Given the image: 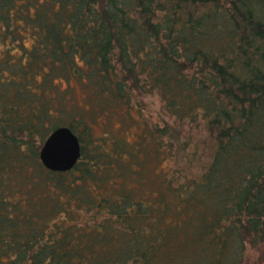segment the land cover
Instances as JSON below:
<instances>
[{
  "label": "trees",
  "instance_id": "1",
  "mask_svg": "<svg viewBox=\"0 0 264 264\" xmlns=\"http://www.w3.org/2000/svg\"><path fill=\"white\" fill-rule=\"evenodd\" d=\"M151 93L172 123L122 137ZM61 126L81 153L52 171ZM251 249L264 264V0H0V264Z\"/></svg>",
  "mask_w": 264,
  "mask_h": 264
},
{
  "label": "rangeland",
  "instance_id": "2",
  "mask_svg": "<svg viewBox=\"0 0 264 264\" xmlns=\"http://www.w3.org/2000/svg\"><path fill=\"white\" fill-rule=\"evenodd\" d=\"M77 96L80 98L81 91L79 89L76 90ZM141 102V112L140 114L142 117H139L135 114H133V118L129 119L127 122L122 123L119 125V123H114L116 127H118V132L122 137L129 138L130 141L136 138V133L140 132L141 128L143 127V124L146 123L147 125H163L164 122L172 123V118L168 116L164 110L162 109V103L159 99V97L155 93L146 94L139 98ZM188 126H183L182 129L187 132ZM101 133V128H96V134ZM192 136L194 140L198 139V129H195L192 131ZM194 140H192V143L194 145ZM159 171V169H154L152 172ZM153 176L156 177L155 173H153ZM257 257H259V253L255 251L254 249L248 250V254L246 256V261L244 264H260Z\"/></svg>",
  "mask_w": 264,
  "mask_h": 264
},
{
  "label": "water",
  "instance_id": "3",
  "mask_svg": "<svg viewBox=\"0 0 264 264\" xmlns=\"http://www.w3.org/2000/svg\"><path fill=\"white\" fill-rule=\"evenodd\" d=\"M81 153L78 137L68 127H58L45 139L39 157L52 171H68L77 163Z\"/></svg>",
  "mask_w": 264,
  "mask_h": 264
}]
</instances>
